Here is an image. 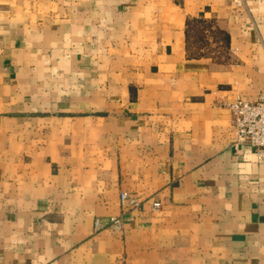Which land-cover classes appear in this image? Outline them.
<instances>
[{
	"label": "crops",
	"instance_id": "0c3cea01",
	"mask_svg": "<svg viewBox=\"0 0 264 264\" xmlns=\"http://www.w3.org/2000/svg\"><path fill=\"white\" fill-rule=\"evenodd\" d=\"M263 92L264 0H0V264H264V161L223 106Z\"/></svg>",
	"mask_w": 264,
	"mask_h": 264
},
{
	"label": "built area",
	"instance_id": "2783aa9c",
	"mask_svg": "<svg viewBox=\"0 0 264 264\" xmlns=\"http://www.w3.org/2000/svg\"><path fill=\"white\" fill-rule=\"evenodd\" d=\"M223 106L227 107L231 115V125L240 143L251 146L259 160L264 161V92L256 100H246L239 98L233 102L223 101ZM120 202L124 208H140L142 199L137 196L122 191ZM162 207L160 201H153L152 208L159 210ZM109 225L121 228L123 221L120 217H111ZM96 226H99L98 220Z\"/></svg>",
	"mask_w": 264,
	"mask_h": 264
},
{
	"label": "rangeland",
	"instance_id": "374dc122",
	"mask_svg": "<svg viewBox=\"0 0 264 264\" xmlns=\"http://www.w3.org/2000/svg\"><path fill=\"white\" fill-rule=\"evenodd\" d=\"M206 23H194L190 29L192 54L213 56L222 64L236 61L234 52L229 48L230 37L212 18Z\"/></svg>",
	"mask_w": 264,
	"mask_h": 264
},
{
	"label": "trees",
	"instance_id": "16d2710c",
	"mask_svg": "<svg viewBox=\"0 0 264 264\" xmlns=\"http://www.w3.org/2000/svg\"><path fill=\"white\" fill-rule=\"evenodd\" d=\"M207 20L204 19V18H192V19H189L188 22H187V41H188V44L190 45V42H191V38H190V29L192 27V25L194 23H206ZM227 39H229L228 35H227Z\"/></svg>",
	"mask_w": 264,
	"mask_h": 264
}]
</instances>
